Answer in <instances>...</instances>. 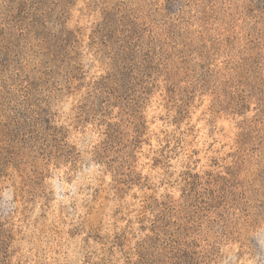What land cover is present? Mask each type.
Masks as SVG:
<instances>
[{
	"label": "rangeland",
	"instance_id": "374dc122",
	"mask_svg": "<svg viewBox=\"0 0 264 264\" xmlns=\"http://www.w3.org/2000/svg\"><path fill=\"white\" fill-rule=\"evenodd\" d=\"M0 264H264V0H0Z\"/></svg>",
	"mask_w": 264,
	"mask_h": 264
}]
</instances>
